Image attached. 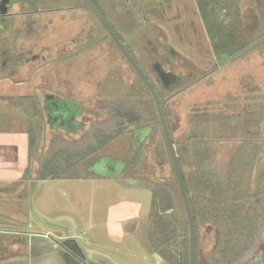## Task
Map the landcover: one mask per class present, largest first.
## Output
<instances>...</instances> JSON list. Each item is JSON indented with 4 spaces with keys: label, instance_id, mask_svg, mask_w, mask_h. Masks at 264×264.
Masks as SVG:
<instances>
[{
    "label": "rangeland",
    "instance_id": "374dc122",
    "mask_svg": "<svg viewBox=\"0 0 264 264\" xmlns=\"http://www.w3.org/2000/svg\"><path fill=\"white\" fill-rule=\"evenodd\" d=\"M177 1L182 2L184 8L180 11L184 18L187 7L188 9L193 7L194 1L175 0L174 3ZM245 5L246 2H243L240 6L244 8ZM258 14L262 18L257 20L236 19L226 22L227 24L235 23L236 35L234 31H230L235 36L226 35L221 40L225 43L220 47V50L223 47L232 49L230 52L228 50L220 52L223 55H229L224 56L228 57L225 60L219 61L215 58L212 46L205 35L200 32L194 36L196 41H201L200 46L194 47L193 50L190 48L187 50V46L178 45L183 50L182 55H192L189 60L184 57L179 62V64L184 62L181 68L187 69L191 63H195L202 69V73L192 79L199 78L198 80L186 86L176 95L169 97V94L164 93L163 85L152 77L151 82L157 89L161 101L165 102L164 114L174 140L176 142L184 140L183 138L192 129L197 133L216 134L219 141L213 144V151L217 163L221 164L220 166H224L230 155L236 150L237 144H240V134L243 133L246 125H257L255 129L259 132H255V134L264 137V16L262 12ZM163 25L170 34L171 41L176 42L177 38L172 35L173 31L170 30V25ZM251 42L257 44L250 45ZM106 45L102 46L99 42L97 50L87 52V54L83 53L75 60L73 58L66 59L65 63L49 59L42 67L36 68L27 81L17 83L10 79H0V186L5 193L9 194L10 190H13L11 187L14 182L27 185L23 197L28 200V203L30 204L33 197L38 206H42L44 209L46 207V211H53L55 214L57 210L53 206V202L49 201V197H54L50 195L51 187L49 186L50 184L56 188L62 186L60 190L55 189L54 192L59 206L58 212L79 216L75 220L81 225L77 234L81 242L89 248H93L94 251L117 255L125 262L128 261L129 264H154L153 257L147 256L151 251H149L146 238V231L149 229L148 213L151 191L140 178L151 173L153 181L168 179L183 211V218L186 209L184 210L181 205L182 199L180 200L170 164H166L165 168L161 169L156 160L158 146L164 145L166 140L153 97L144 88L137 72L120 50ZM139 50L140 47L138 50L136 49L135 53H144L145 55L148 53L143 46V52ZM204 74L205 76H203ZM18 77L25 79L26 71L21 70ZM42 92L69 96L71 99L81 102L86 109H83V114L78 119L80 118L84 127L80 132L72 135L57 131L54 139L52 129L49 126H44L40 132L39 142L37 141L38 149L33 148L32 151L35 153L29 159V127L35 125L36 121L33 116L36 113L34 108L25 105L29 101L26 97L35 94L36 97L38 95L37 98L40 102H43L44 94ZM121 106L123 110L126 108L128 111L134 112L132 114H135V118H137V121L130 125L129 131L112 140L105 148L89 159L83 160L81 164L68 172L89 177L80 180L72 179L75 180L73 183L76 195L79 192L80 195L83 194V197L86 194L90 197V199H85V207L79 208L76 199L72 198V189L70 190V186L67 185V178L43 183L42 192L33 196V184L29 183L30 179H25L28 167L38 173L41 160L48 157L51 151L65 144L82 141L84 138L91 140L92 132L97 127H103L110 131L114 126V120L110 118L109 112H112L110 114L112 115L116 113L117 107ZM243 111L253 114L251 119L248 117L247 122L238 117V113ZM218 113L221 115H217ZM64 114L65 121L63 120V123L67 125L68 121L72 122L73 115L76 116L77 112L75 111L73 114L72 111H66ZM252 117L254 118L252 119ZM144 126H152L153 130L146 140L143 151V169L129 168L123 172L124 162L130 158L133 152L134 141L131 132ZM232 137L237 138L239 142L229 139L222 140ZM257 157V155H250V159H253L254 163ZM29 163H31L30 166ZM93 165L96 167L94 168ZM80 186L83 188V193L79 190ZM113 191L117 194L116 197L123 199L124 207L129 208L126 213L129 216L127 220L129 232L123 234L121 239L110 235L113 230H122L116 214L111 210V204H107L110 202L106 201V198L111 199ZM103 195L106 198H102ZM91 200H93L92 203ZM94 204L102 207L97 211L98 216L94 215L97 210L92 206ZM1 209L5 210L8 207L2 205ZM80 211H82L81 214ZM8 212L10 213L9 210ZM19 213H21L20 210L17 214ZM92 215L96 218L94 219ZM28 219L32 221L33 217L26 212L25 215H19L18 220L24 221L19 224L26 226ZM0 221L4 220L0 219ZM258 223L260 225L255 236H264V220ZM32 225L33 228L29 227V229L37 231L38 227ZM131 228H136L137 231L131 230ZM196 228L195 261L197 256L200 257L202 250L207 251L212 247L214 241L213 231L208 226L199 222ZM259 245L263 246V244ZM250 259L248 257L244 264H248ZM5 262L2 264H25L24 260Z\"/></svg>",
    "mask_w": 264,
    "mask_h": 264
},
{
    "label": "trees",
    "instance_id": "16d2710c",
    "mask_svg": "<svg viewBox=\"0 0 264 264\" xmlns=\"http://www.w3.org/2000/svg\"><path fill=\"white\" fill-rule=\"evenodd\" d=\"M256 44V42H251L250 45L255 46ZM120 52L122 53L121 50ZM122 55L126 58L123 53ZM138 77L144 84V88L150 93L144 81L139 75ZM26 98L29 99V96ZM44 102L48 107L46 108L47 113L55 112L52 110L53 105L50 99H45ZM62 102L64 106L61 109L62 112L72 111L73 114L75 111L77 112L76 116L73 115L72 122L68 121L67 125L63 123L65 119L62 118L65 117V114L59 115L63 119L61 120L62 128L68 135L80 132L84 126L78 117L82 116L83 109H86L85 106L70 98L64 99ZM122 108V106L115 108L116 113L113 112L112 115H110L112 112H109L110 118L114 120V126L110 131L103 127H97L92 132L91 140L84 138L82 141L65 144L51 151L48 157L40 162L38 178L74 177L72 173H68L73 167L94 156L120 135L126 134L130 125L137 121V118H135V114H132L134 112ZM217 115H221V113ZM238 115L245 122L248 121V117L253 116L248 111L240 112ZM45 116L44 111L39 115V118L33 116L36 123L29 127V159L35 153L32 151L33 148L38 149L37 141L39 142L40 132L43 129L38 123L42 119L44 123ZM158 118L160 121L159 114ZM69 124L72 125L71 128L68 127ZM256 127L257 125L250 124L245 126L243 133L240 134V144H237L236 150L230 155L224 166H220L221 164L217 163L215 159L213 144L219 141L216 134L197 133L192 129L183 138L184 140L176 142L169 128L183 184L193 212L195 230H197L199 222L212 229L214 241L209 249L208 257L217 264H238L251 249L252 240L259 229L258 222L264 220V189L260 190L255 187L249 174V167L253 164L248 160L249 155H258L259 160L264 159V137L255 134V132H259L255 129ZM152 130V126H144L131 132L134 141L133 152L130 158L124 162L123 171L129 168L143 169V151ZM55 138L56 136H54ZM141 138L142 140H140ZM228 139L239 142L234 137L222 140ZM158 147L157 163L161 169H164L166 164H170L181 200L182 195L168 144L164 141V145L160 144ZM259 166L258 175L262 177L264 169L260 164ZM30 170L31 167H28V171ZM150 174L140 178L151 191L148 213L149 229L146 231L149 251L160 255L167 264H190V228L187 214L185 213V217H182L183 211L169 180L162 179L156 182L151 179ZM261 182L263 185L264 182L259 179V184ZM181 202L185 210L183 199Z\"/></svg>",
    "mask_w": 264,
    "mask_h": 264
},
{
    "label": "flooded vegetation",
    "instance_id": "af4514ba",
    "mask_svg": "<svg viewBox=\"0 0 264 264\" xmlns=\"http://www.w3.org/2000/svg\"><path fill=\"white\" fill-rule=\"evenodd\" d=\"M174 1L0 0V79H10L17 83L27 81L35 69L42 67L49 59L64 63L66 59L75 60L83 53L97 50L99 42L102 46L107 44L106 46L120 50L107 27L93 10L91 2L99 10L109 28L130 51L139 67H142L145 76L150 81L152 77L156 78L169 97L176 95L198 80L199 78L192 79L202 73V69L195 63H191L187 69L181 68L184 62L180 64L179 62L184 57L189 60L192 55H182L183 50L179 46H187V50L200 46L201 41L198 42L194 38L200 32L205 35L212 48L216 49L215 45L223 46L225 43L221 41L224 39V33L233 29L227 30L228 19H222V15L216 14L210 19L205 13L207 10L204 5L207 4L215 10L224 0H193L194 5L189 9L187 7L184 18L180 11L184 8L182 2ZM163 24L170 25L172 35L177 38L176 42L171 41V36ZM233 24L231 22L227 27H232ZM234 34L236 35V32ZM142 46L148 52L146 55L142 53L143 56L141 53L140 55L135 53L138 47L139 51L143 52ZM227 50L230 52L232 49ZM215 58L221 61V56L216 53ZM21 70L26 71L25 79L18 77ZM43 94L44 100L50 99L53 105L52 110L55 112L52 114L47 113L48 107L45 102H40L38 95L36 97L35 94L29 96V101L25 105L34 108L35 116L38 118L44 111L46 122L43 123L42 119V123H38L42 128L49 126L54 136L57 135V131L66 134L62 128L63 119L59 115H64L61 110L62 101L70 97L57 93ZM68 127L71 128L72 125L69 124ZM18 239L21 248L26 249L28 245L30 250L28 254H32L34 244L29 242V239ZM52 239L56 247L53 251L67 264H93L86 250H82V246L76 240ZM7 247L8 244L4 243L2 246L4 252ZM4 252L0 251V264L7 261L8 254ZM31 263L32 258H29V264Z\"/></svg>",
    "mask_w": 264,
    "mask_h": 264
},
{
    "label": "crops",
    "instance_id": "0c3cea01",
    "mask_svg": "<svg viewBox=\"0 0 264 264\" xmlns=\"http://www.w3.org/2000/svg\"><path fill=\"white\" fill-rule=\"evenodd\" d=\"M243 2H246V5L244 8L240 6ZM219 5V4H218ZM204 8L207 10L205 11L206 16L210 19H212L216 14L222 15V19H228V20H236V19H242V20H252V19H260V15L258 14L259 12H262V15L264 16V0H224L223 3H220L219 8L217 7L215 10H213L209 5H204ZM231 25V23H228L226 25L227 30L228 29H233L235 28V23L232 25V27H227ZM227 32H229L227 34ZM224 33V38L226 35L232 34L230 31H227ZM234 33V32H233ZM217 43V42H216ZM219 43V42H218ZM216 49L214 48V52L216 55L221 56L220 60H225L228 57H224L226 55H223L220 53L221 51H226L228 48H222L220 50V45H215ZM229 56V55H227ZM51 146V145H50ZM253 155V154H252ZM255 156V155H254ZM258 156V155H257ZM259 157L256 158L255 163L253 162V159H250L249 155V162L252 164L249 167V174L251 178V182H253V185L255 187H258L261 189H264V183L262 185V182L259 184V179L264 182V174L262 177H259L258 175V170L260 168L259 164L261 167L263 166L262 169H264V159L258 160ZM123 171V170H122ZM124 172V171H123ZM28 174V175H27ZM27 178V176H29ZM74 177H61V178H47V179H39L38 178V173H35L34 171L30 170L26 173L25 179H30L29 183L33 184V196L40 194L42 192V186L43 183L50 182V181H56V180H62L67 178V185L70 186V190L72 189V198L74 200L76 199V204L79 205V208H84L85 207V199H90L88 194L83 197V194L76 195L74 186L75 184L73 183L72 180L77 179L80 180L81 178H89V177H84L81 176L79 173L78 174H72ZM79 178V179H78ZM123 183V181H122ZM125 184V183H124ZM22 184H17L16 182L13 183V186L10 190L9 194L5 193L2 190V187L0 186V219L4 221H0V251L1 253L4 252V249L2 248L3 244L6 243L8 244V247L6 248L4 254H8L6 256V260H16V261H25V264H29V258H32V263L31 264H67L64 262V260L60 257L58 253H55L53 250L55 247L54 240L55 239H74L76 242L79 243L80 246H82V250L85 249L88 258L93 261V264H129L128 261H124L123 258H120L117 255H114L112 253H106V252H97L96 250L94 251L93 248H89L85 243L81 242L78 237V229L80 228L81 225L77 223L75 219H78L79 216L75 214H68L67 213H60L58 212V202L57 198L55 195V189L60 190V187L58 186L57 188L53 185L50 184V195L54 197H49V201L53 202V206L57 210V213L55 214L53 211H46L42 206H38L34 200H30V204L28 203V200L25 199L23 196L25 193L26 188L28 187L27 185H22ZM129 185V184H128ZM26 187V188H25ZM79 190L83 193V188L80 186ZM24 191V192H23ZM53 191V192H52ZM5 196V197H4ZM117 194H115V191L111 193V199L106 198L105 195L102 196V198H106V201L110 202L107 204H111V210L114 211V213L117 216V220L119 221L122 230L121 231H116L113 230L110 232V235H112L115 238L121 239L123 237V234L129 232L127 228H129V223L128 219L129 216L126 214L129 210V208L124 207V202L123 199L120 197H116ZM36 198V197H35ZM114 198L115 201H114ZM59 200V199H58ZM117 200V201H116ZM93 200H91L92 203ZM36 203V205H35ZM32 204V205H31ZM4 205L5 207H8V209L2 210L1 206ZM35 205V206H34ZM14 206V207H13ZM95 209H97L94 212V215L98 216V212L100 209H102L101 205L94 204ZM30 207V209H28ZM98 207V208H97ZM10 211V213L8 212ZM15 210V211H14ZM18 210L21 211V213H18ZM31 215L33 217L32 221L31 219L27 220L28 223H26V226L20 225L24 221L18 220L19 215ZM82 211H80L81 214ZM30 213V214H29ZM92 215V217L95 219L96 217ZM132 216V215H131ZM131 219V218H130ZM127 221V222H125ZM140 222V221H139ZM20 223V224H19ZM137 223V222H136ZM135 223V224H136ZM37 226V231L33 229H29V227L33 228V225ZM25 227V228H24ZM138 229V227H137ZM136 228H131V230L137 231ZM26 240L29 239V242L34 244V249L32 250V254L30 253L29 247L27 245L26 249L21 248V244L19 243V239ZM255 244V247H254ZM263 244V246L259 245ZM254 250H253V249ZM252 249V250H251ZM251 249L247 252L245 257L238 263V264H244V261L249 257V262L248 264H264V236L263 235H257L253 238L252 240V246ZM84 252V251H83ZM210 250H202L200 253V257H196V263L195 264H217L214 261L210 260L208 257V253ZM150 252L147 254V256L153 257L154 264H167L160 255ZM155 255V256H153ZM150 259V258H148ZM253 259V260H252ZM6 263V262H5ZM2 264V262H1Z\"/></svg>",
    "mask_w": 264,
    "mask_h": 264
},
{
    "label": "water",
    "instance_id": "95a60500",
    "mask_svg": "<svg viewBox=\"0 0 264 264\" xmlns=\"http://www.w3.org/2000/svg\"><path fill=\"white\" fill-rule=\"evenodd\" d=\"M90 4H91L93 10L96 12L98 17L100 18V20L107 27L110 35L112 36L114 41L118 44L120 50L125 55V57L129 61V63L132 65V67L137 72V74L142 78V80L146 84L147 88L149 89V91H150V93L154 99V102H155V105H156V108H157V111H158V114L160 117V121L162 124V129H163V132L165 135V139H166V142L168 144L172 164H173V167H174V170L176 173V177L178 180L180 192L182 195V199H183V202L185 205L186 214H187V218H188V222H189V228H190V264H195L196 263V261H195V238H196L195 222H194V217H193L191 205H190V202L188 199V195H187V192H186L184 184H183V179H182V175H181V171H180V166H179V163L177 160L175 148L172 144L168 125H167V121L165 118V114H164L165 102L161 101L159 94H158L156 88L153 86L152 82L145 76L144 72L139 67V65L137 64V62L135 61V59L133 58L131 53L127 50V48L124 46V44L120 41V39L117 37V35L114 33V31L109 28L106 21L101 16L99 10L91 2H90ZM72 240H74V239H72Z\"/></svg>",
    "mask_w": 264,
    "mask_h": 264
}]
</instances>
